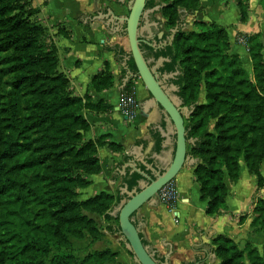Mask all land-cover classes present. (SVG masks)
<instances>
[{
  "label": "trees",
  "instance_id": "trees-1",
  "mask_svg": "<svg viewBox=\"0 0 264 264\" xmlns=\"http://www.w3.org/2000/svg\"><path fill=\"white\" fill-rule=\"evenodd\" d=\"M247 0H234L241 21L248 18ZM163 5L169 30L179 28L166 56L169 71H180L179 96L194 111L186 125L196 139L190 153L200 160L194 175L207 214L228 210L226 177L236 183L243 160L261 187L264 164V55L261 35L247 37L251 71L232 53L228 31L215 22H197V31L183 32L182 16L204 11L201 0H150ZM158 4V3H157ZM264 8V0H262ZM31 0H0V264H105L110 251L80 258L70 236L93 242L102 238L91 215L104 216L115 197L101 193L79 200L89 176L100 174V140L86 139L91 125L82 112L112 109L79 97L59 70L58 50L44 41L46 30L29 21L37 13ZM169 31V32H170ZM62 32V29H61ZM120 55L125 56L123 50ZM137 72L134 61L128 64ZM203 84L206 105L198 106ZM113 85L109 63L92 81L95 90ZM130 82L123 92L133 91ZM214 123V130L209 128ZM114 152L121 145L110 143ZM39 210V213L36 211ZM117 222H119L117 220ZM254 228L264 233V199L253 211ZM214 254L220 264H264L249 244L243 250L217 236Z\"/></svg>",
  "mask_w": 264,
  "mask_h": 264
},
{
  "label": "crops",
  "instance_id": "crops-1",
  "mask_svg": "<svg viewBox=\"0 0 264 264\" xmlns=\"http://www.w3.org/2000/svg\"><path fill=\"white\" fill-rule=\"evenodd\" d=\"M33 6L40 12L50 32L55 35V45L59 56V69L68 78L76 94L89 99L93 104L103 102L112 109L91 111L85 109L82 114L91 125L86 134L87 140L101 141L98 148V159L101 172L89 176L91 184L79 189V200H88L106 193L116 199L113 208L124 198L123 173L132 171L130 167L122 170L123 165L138 156L149 158V161L162 151V133L166 128L163 115L159 109L146 112L145 102L151 98L142 81H131L140 101V113L132 123H127L118 111V103L123 93L126 71L123 67L124 57L130 52L127 49L128 39L123 30H115L117 24L106 26L108 18L104 16V0H32ZM254 2V1H253ZM203 12L187 17V21L215 22L227 28L232 52L244 61L246 69L251 68V58L246 47L237 43V36L245 38L260 34L264 55V17L258 5H251V14L241 21L240 12L234 0H201ZM105 9H104V8ZM103 8V9H102ZM119 11L109 7L116 16H126L125 8L118 6ZM108 12V10H107ZM101 16L102 18H99ZM157 17L160 19L159 15ZM165 22V20H163ZM120 23V22H119ZM64 26L66 31L59 28ZM156 28L158 23L151 24ZM150 25V27H151ZM189 28V26H188ZM193 25H190V29ZM151 33L153 34V30ZM160 37L168 33L161 24ZM147 32V31H145ZM144 32V33H145ZM125 56L120 55V51ZM109 63L113 74V85L108 89L97 91L92 86L93 79ZM167 63V62H164ZM188 124V120L185 122ZM110 143L121 145V152L112 151ZM142 168V165H138ZM195 167H185L174 180L179 201L176 205L177 221L174 214L160 203L144 205L137 213L135 220L144 242L157 252L158 260L172 252L170 264H220L214 254L213 241L217 236L231 239L240 250L246 245L255 248L260 254L264 249V233L252 226L255 203L264 199L263 186L258 185L257 177L251 174L244 161L240 163V175L236 183L226 177L228 189V210L216 216L207 214V203L201 201L200 186L194 175ZM264 179V164L260 170ZM130 190V189H129ZM108 213L110 220L104 216L91 215L98 223L102 238L93 242L89 235L83 240H76L80 246H74L75 254L84 258L94 252L110 251L116 254L114 260L105 264H135L133 255L128 251L120 235L119 224ZM82 244V245H81ZM245 264H249L248 260Z\"/></svg>",
  "mask_w": 264,
  "mask_h": 264
},
{
  "label": "water",
  "instance_id": "water-1",
  "mask_svg": "<svg viewBox=\"0 0 264 264\" xmlns=\"http://www.w3.org/2000/svg\"><path fill=\"white\" fill-rule=\"evenodd\" d=\"M146 1L132 0L129 3L128 16H116L111 9H108L104 17L108 18L107 27L116 22L125 25L123 33L128 39L130 53L124 57L123 67L126 77L123 90L131 81L141 80L151 95V98L145 102L146 112L150 113L153 109H159L166 128L162 133V151L159 155L156 154L151 161L149 158L138 156L135 160H130L123 165L122 170L130 167L132 171L123 173L126 194L113 208L112 215L119 221L120 235L128 251L133 255L135 264H170L172 252L165 257L164 262L158 260L157 252L144 242L135 217L144 205L158 202V193L165 185L174 181L182 169L188 166L195 167L200 160L194 158L189 152V146L194 145L196 139H188L190 129L185 123L191 118L194 109L191 110L185 105L178 94L180 88L174 84H168V79L173 75L162 72L164 62L170 60L164 58L148 60L144 56L141 38L145 31L151 34L148 13H144ZM99 18L102 17L99 16ZM143 18L146 20V26L140 29ZM178 31V27L170 31L172 34L170 46ZM163 45L166 46V44ZM131 60L136 66V73L128 66ZM139 164L142 168L138 167Z\"/></svg>",
  "mask_w": 264,
  "mask_h": 264
},
{
  "label": "flooded vegetation",
  "instance_id": "flooded-vegetation-1",
  "mask_svg": "<svg viewBox=\"0 0 264 264\" xmlns=\"http://www.w3.org/2000/svg\"><path fill=\"white\" fill-rule=\"evenodd\" d=\"M132 0H116V5L121 6V8H125L126 10V16L130 14L129 10V3ZM158 3V4H157ZM155 3V5L150 6V0L146 1V6L144 9V13H148V23L151 25L154 22L158 23L159 27L161 26V20L157 17L158 14H162L161 10L163 8V5H160L159 2ZM109 7H107L103 13L106 14L107 10ZM146 26V20L145 18L142 19L140 29ZM156 28L157 30L159 29ZM125 28V25L117 22V24L113 27L115 30H123ZM150 29L153 30V34H149L148 32L144 33V36L141 38V47L144 52V56L146 59H152L155 58L156 60H159L160 58L168 59L170 60L169 62L164 64V68L162 69L163 73L173 75L172 78L168 79V84H174L175 86L178 87L177 80L179 79L180 76V71L178 68H176L174 71H169L168 70V65H171L172 60L169 59L166 54L168 51V48L170 47L169 42H170V37H171V32L164 33L163 36L160 37L158 31H156L155 27L151 25ZM152 32V31H151ZM163 44H166L164 46ZM178 73V74H177ZM179 88V87H178ZM180 92V90H179ZM179 94V93H178ZM189 107V106H188ZM191 110H193V107H189ZM188 139H191L190 136H188ZM191 145L189 146L190 149ZM190 152V151H189Z\"/></svg>",
  "mask_w": 264,
  "mask_h": 264
},
{
  "label": "rangeland",
  "instance_id": "rangeland-1",
  "mask_svg": "<svg viewBox=\"0 0 264 264\" xmlns=\"http://www.w3.org/2000/svg\"><path fill=\"white\" fill-rule=\"evenodd\" d=\"M254 1V2H253ZM247 2V5H248V7H249V14H248V18H249V16H250V14L252 13L251 12V5H258L259 6V8L258 9H260V11H259V14L258 15H260V12H261V14H262V16L264 17V8H263V5H262V0H247L246 1ZM104 7L106 8V7H111V8H114V10L115 11H119V8H118V5H116V0H104ZM103 7V8H104ZM31 8L33 9V10H35V8H34V6H33V2H32V0H31ZM102 8V9H103ZM104 8V9H105ZM37 10V9H36ZM38 11V10H37ZM159 15V17H160V19H161V24L163 25V26H165V28L167 29V31L169 32L170 30H169V27H168V23H167V20L164 18V16H162V14H158ZM188 16H186V15H183L182 16V19H183V22L184 23H186L187 24V27H186V29H184V31L183 32H185V33H188V32H191V31H197L198 30V28L196 27V23L197 22H199L198 20H193V21H191L192 23H190L189 21H187V18ZM29 18V21L30 22H32V23H37V24H39L41 27H43L45 30H46V36H45V38H44V41L46 42V43H48L49 45H54L55 47H56V45H55V40L53 39L54 38V36L55 35H53L51 32H50V30L51 29H49V27L46 25V22L42 19V17H41V15H40V12H37V13H35V14H33V15H31V16H29L28 17ZM247 18V19H248ZM264 19V18H263ZM163 20H165V22H163ZM206 23H212V22H206ZM190 25H193V28H191L190 29ZM188 26H189V28H188ZM61 27H63V28H59V31H61V29H63L64 30V32L66 31V28L64 27V26H62L61 25ZM227 29V28H226ZM243 36H237V43L239 44V45H241V46H243V47H246L247 48V50H248V46H247V40H246V42L245 43H243V42H240V39L242 38ZM243 38H245V37H243ZM246 39V38H245ZM127 49H128V51L130 52V47H129V45L127 44ZM57 48V47H56ZM233 54H236V53H234V52H232ZM238 55V54H237ZM243 61V60H242ZM243 66H244V68L246 69V66H245V63H244V61H243ZM60 70V69H59ZM248 71H251V68H250V70H248ZM61 72V71H60ZM64 74V73H63ZM65 75V74H64ZM70 79V78H69ZM71 81V80H70ZM72 84V83H71ZM72 88H73V86H72ZM74 89V88H73ZM75 91V90H74ZM76 93V92H75ZM207 104V102H206V92H205V86H204V84H203V87H202V92H201V94H200V97H199V100H198V102H197V105L198 106H202V105H206ZM214 123L215 122H212V124H211V126H210V128H209V130L210 131H213L214 130ZM189 151H190V149H189ZM263 178V177H262ZM263 183H264V179H263V182H262V184H261V186H263ZM78 191H79V189H78ZM158 198V197H157ZM257 202H258V200H257ZM257 202L255 203V205L257 204ZM36 213H39V210H37L36 211ZM90 218H92L93 219V217H91V214H89V213H86ZM94 220V219H93ZM110 220V219H109ZM118 220V219H117ZM118 224H119V222H118ZM87 235V234H86ZM69 239H70V241H71V244H72V249L74 248V246H75V243H76V240H80V239H76L75 237H72V236H70L69 237ZM83 239H85V238H83ZM82 239V240H83ZM76 245H77V247L78 246H80L79 245V243H76ZM82 245V244H81ZM74 250V249H73Z\"/></svg>",
  "mask_w": 264,
  "mask_h": 264
},
{
  "label": "built area",
  "instance_id": "built-area-1",
  "mask_svg": "<svg viewBox=\"0 0 264 264\" xmlns=\"http://www.w3.org/2000/svg\"><path fill=\"white\" fill-rule=\"evenodd\" d=\"M240 42L245 43L246 39L242 37ZM118 111L127 123H132L137 119L140 113V101L138 100L135 89L131 92H123L121 94L118 103ZM157 197L158 201L165 205L170 212L174 214V218L177 221L178 217L175 208L179 201V193L175 182L172 181L165 185L158 193Z\"/></svg>",
  "mask_w": 264,
  "mask_h": 264
}]
</instances>
